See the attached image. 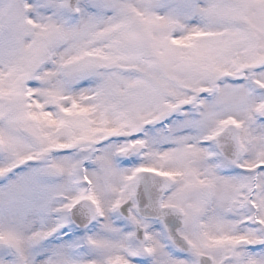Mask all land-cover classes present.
<instances>
[{"label": "snow or ice", "instance_id": "obj_1", "mask_svg": "<svg viewBox=\"0 0 264 264\" xmlns=\"http://www.w3.org/2000/svg\"><path fill=\"white\" fill-rule=\"evenodd\" d=\"M0 264H264V0H0Z\"/></svg>", "mask_w": 264, "mask_h": 264}]
</instances>
